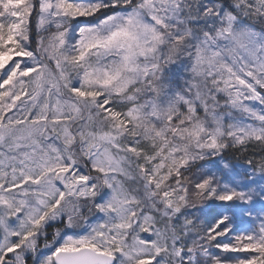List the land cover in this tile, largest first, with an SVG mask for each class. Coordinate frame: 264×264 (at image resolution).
<instances>
[{"label": "snow or ice", "instance_id": "1", "mask_svg": "<svg viewBox=\"0 0 264 264\" xmlns=\"http://www.w3.org/2000/svg\"><path fill=\"white\" fill-rule=\"evenodd\" d=\"M0 264H264V0H0Z\"/></svg>", "mask_w": 264, "mask_h": 264}]
</instances>
